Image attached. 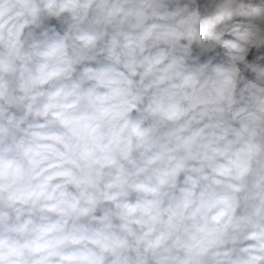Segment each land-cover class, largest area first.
Here are the masks:
<instances>
[{
	"label": "clouds",
	"instance_id": "clouds-1",
	"mask_svg": "<svg viewBox=\"0 0 264 264\" xmlns=\"http://www.w3.org/2000/svg\"><path fill=\"white\" fill-rule=\"evenodd\" d=\"M0 264H264V0H0Z\"/></svg>",
	"mask_w": 264,
	"mask_h": 264
}]
</instances>
